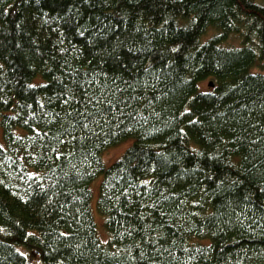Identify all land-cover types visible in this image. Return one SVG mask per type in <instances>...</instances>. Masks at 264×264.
<instances>
[{
    "label": "trees",
    "instance_id": "trees-1",
    "mask_svg": "<svg viewBox=\"0 0 264 264\" xmlns=\"http://www.w3.org/2000/svg\"><path fill=\"white\" fill-rule=\"evenodd\" d=\"M263 65L264 0H0V264H264Z\"/></svg>",
    "mask_w": 264,
    "mask_h": 264
},
{
    "label": "rangeland",
    "instance_id": "rangeland-1",
    "mask_svg": "<svg viewBox=\"0 0 264 264\" xmlns=\"http://www.w3.org/2000/svg\"><path fill=\"white\" fill-rule=\"evenodd\" d=\"M256 3H260L261 0H254ZM215 34V31L208 30L205 35L204 39L210 38L212 35ZM200 40L203 42L202 38ZM222 45L226 47H238L239 46V40L238 37L235 35H231L225 39V41L222 43ZM264 71V65L261 67V69H257V71ZM207 80L198 83V89L199 91L208 90L209 87L207 86ZM0 142H1V136H0ZM132 141L127 140L124 142H121L120 144L111 147L104 151L102 160L104 167H109L113 162H115L121 154L131 145ZM101 182V177L96 178L91 184H90V191H91V201H90V210L96 225V232L98 235V238L102 244L107 243L108 237L106 234V231L104 229V217L97 211L96 208V201L98 197V188L99 184ZM17 250L26 257L28 264H42L41 259L39 256H37L34 251H27L24 247H17ZM26 250V251H25Z\"/></svg>",
    "mask_w": 264,
    "mask_h": 264
},
{
    "label": "water",
    "instance_id": "water-1",
    "mask_svg": "<svg viewBox=\"0 0 264 264\" xmlns=\"http://www.w3.org/2000/svg\"><path fill=\"white\" fill-rule=\"evenodd\" d=\"M208 86H209V87H212L213 85H212V83H211V82H209V83H208Z\"/></svg>",
    "mask_w": 264,
    "mask_h": 264
}]
</instances>
